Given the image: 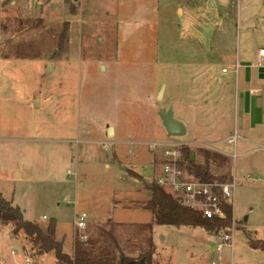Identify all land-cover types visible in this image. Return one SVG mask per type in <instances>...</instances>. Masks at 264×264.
Instances as JSON below:
<instances>
[{
	"label": "rangeland",
	"instance_id": "rangeland-1",
	"mask_svg": "<svg viewBox=\"0 0 264 264\" xmlns=\"http://www.w3.org/2000/svg\"><path fill=\"white\" fill-rule=\"evenodd\" d=\"M65 1L0 0L2 198L42 230L55 220L66 255L85 214L87 230L151 224V264H264L247 243L264 242V0ZM168 109L182 138L162 126ZM173 141L197 163L203 149L225 157L209 171L238 181L232 247L200 228L152 224L144 183L160 167L147 144ZM40 252L0 225V264H57Z\"/></svg>",
	"mask_w": 264,
	"mask_h": 264
},
{
	"label": "trees",
	"instance_id": "trees-1",
	"mask_svg": "<svg viewBox=\"0 0 264 264\" xmlns=\"http://www.w3.org/2000/svg\"><path fill=\"white\" fill-rule=\"evenodd\" d=\"M67 2V0L65 1ZM69 15L75 16L74 4L69 5ZM22 59H33L23 57ZM201 149V148H199ZM203 163L191 160V152L188 147L182 149L188 170L197 179L203 182L224 183L226 176H214L209 171L210 162L223 163L225 157L218 153L200 150ZM154 164L161 165V160L154 158ZM129 175L143 182L141 176L129 172ZM144 187L151 193L150 199L143 204L153 216L152 224L172 227L200 228L207 233L223 236L230 233L233 219V211L230 205L224 204V218L206 219L201 213L185 207L157 186L155 181L144 183ZM0 224H12L15 232L22 231L31 250L52 252L57 264H126L132 260H142L147 264L152 263L155 253V245L151 238L150 225L120 226L111 220L100 225L90 226L85 232V240L74 236L73 254L66 255L62 251V243L55 239V220H50L42 230L38 224L24 219L19 207L14 206L0 195ZM247 243L253 250L264 252V242L250 239L247 235ZM136 253V257L131 256Z\"/></svg>",
	"mask_w": 264,
	"mask_h": 264
},
{
	"label": "built area",
	"instance_id": "built-area-1",
	"mask_svg": "<svg viewBox=\"0 0 264 264\" xmlns=\"http://www.w3.org/2000/svg\"><path fill=\"white\" fill-rule=\"evenodd\" d=\"M259 54L264 56V50H260ZM235 143L236 137L227 139L228 145L235 146ZM99 144L103 150L112 145L109 141ZM147 147L150 153L162 162L159 165V173L152 180L155 181L157 186L171 194L181 205L201 213L206 219L224 218L223 205L227 204L232 208L233 194L238 184L234 176L229 177L224 183L203 182L188 170V164L185 162L182 152L183 148L189 147L188 145L173 141L150 143L147 144ZM189 151L192 150L189 149ZM68 175H70V172H68ZM86 218L85 214H81L76 216L74 221V227L81 240H85ZM234 229L235 224L232 223L230 233L221 237V245L229 244L232 247ZM221 245H219V248Z\"/></svg>",
	"mask_w": 264,
	"mask_h": 264
},
{
	"label": "water",
	"instance_id": "water-1",
	"mask_svg": "<svg viewBox=\"0 0 264 264\" xmlns=\"http://www.w3.org/2000/svg\"><path fill=\"white\" fill-rule=\"evenodd\" d=\"M163 91H164V88H162L161 92L159 93V99L161 98ZM159 116L161 119L162 126L168 137L182 138L183 136H185L186 134L185 126L181 122L174 119L172 109H168L167 111L161 112ZM107 138L108 140H111L113 138L111 128H109L107 131ZM191 160L192 162L194 161L193 153L191 154ZM126 264H147V263H145L142 260H132Z\"/></svg>",
	"mask_w": 264,
	"mask_h": 264
},
{
	"label": "crops",
	"instance_id": "crops-1",
	"mask_svg": "<svg viewBox=\"0 0 264 264\" xmlns=\"http://www.w3.org/2000/svg\"><path fill=\"white\" fill-rule=\"evenodd\" d=\"M210 4V6L212 7L213 6V3L212 2H210L209 3ZM260 52V51H259ZM259 56L260 57H262L260 54H259ZM112 134H113V138H114V136H115V133H114V131L112 130ZM105 139H107L108 140V138H107V134H105ZM110 141V140H109ZM104 142V141H103ZM86 143H88V142H86ZM112 143V142H111ZM181 143H183V144H186V143H184V142H181ZM115 144L114 143H112V145H110V147H112V146H114ZM186 145H188V146H190V144H186ZM199 145H202V144H199ZM119 150L118 149H114L113 150V152H112V155L114 156V157H117L118 155H119V152H118ZM193 153V152H192ZM194 154V153H193ZM219 154V153H218ZM220 155H222V154H220ZM223 156V155H222ZM154 157V156H153ZM224 157V156H223ZM155 158V157H154ZM154 160V159H153ZM194 160L195 161H197V157L195 156V154H194ZM153 163V162H152ZM104 167L105 168H108V165L107 164H105L104 165ZM17 178L19 179L20 178V173L18 172L17 173ZM153 179H148V182H151ZM1 195V194H0ZM1 225V224H0Z\"/></svg>",
	"mask_w": 264,
	"mask_h": 264
}]
</instances>
